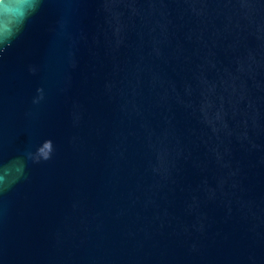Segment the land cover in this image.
Listing matches in <instances>:
<instances>
[{"label": "water", "instance_id": "water-1", "mask_svg": "<svg viewBox=\"0 0 264 264\" xmlns=\"http://www.w3.org/2000/svg\"><path fill=\"white\" fill-rule=\"evenodd\" d=\"M0 264H264V0H1Z\"/></svg>", "mask_w": 264, "mask_h": 264}, {"label": "built area", "instance_id": "built-area-1", "mask_svg": "<svg viewBox=\"0 0 264 264\" xmlns=\"http://www.w3.org/2000/svg\"><path fill=\"white\" fill-rule=\"evenodd\" d=\"M1 1V0H0Z\"/></svg>", "mask_w": 264, "mask_h": 264}]
</instances>
